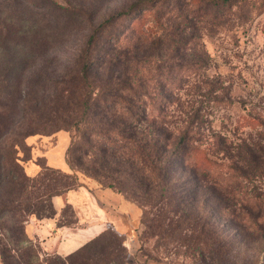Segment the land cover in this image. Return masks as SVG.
<instances>
[{"label": "rangeland", "instance_id": "rangeland-1", "mask_svg": "<svg viewBox=\"0 0 264 264\" xmlns=\"http://www.w3.org/2000/svg\"><path fill=\"white\" fill-rule=\"evenodd\" d=\"M135 2L134 19L115 21L98 35L95 48L139 25L160 34L154 13L163 15L165 46L179 48L165 61L190 67L171 76L179 92L169 110L179 116L196 110L203 118L200 143L214 154L209 158L217 163L210 167L217 185L183 193L186 201L176 218L189 216L191 222L185 221L178 243H169L147 232L136 203L77 173L85 187L53 197L52 218L25 216V235L39 255L65 256L109 230L121 234L126 246V257L116 264H264V205L253 209L241 201L249 193L264 199V0H162L155 7H138L142 0L10 1L20 25L33 34L23 38L17 52L0 56V154L15 138L26 175L35 176L43 165L67 170L68 133H27V128L38 126L40 114L51 110L71 83L92 32ZM105 191L118 198L117 206ZM128 203L136 215L126 209ZM65 204L76 223L57 227ZM249 216H259L256 225Z\"/></svg>", "mask_w": 264, "mask_h": 264}, {"label": "trees", "instance_id": "trees-1", "mask_svg": "<svg viewBox=\"0 0 264 264\" xmlns=\"http://www.w3.org/2000/svg\"><path fill=\"white\" fill-rule=\"evenodd\" d=\"M10 1L19 2L0 0V32L5 30L0 39V56L17 52L23 38L33 34L20 25L22 18L15 15ZM136 2L108 16L92 32L78 54V68L71 83L54 99L53 108L40 114L35 122L38 126L27 128V133H68L64 157L67 170L43 165L30 177L18 159L20 145L16 139L11 138L4 145L5 154H0L1 264H116L126 257L123 236L109 230L65 256L39 255L27 239L25 216H55L53 197L85 187L77 173L136 203L143 209L141 223L147 232L169 243H178L185 221H190L189 216L176 218L186 201L183 193L189 191L193 195L199 187L217 185L210 168L217 163L209 158L214 154L200 143L203 136L199 125L203 118L196 110L181 116L169 110L175 103L173 94L179 92V83L171 76L190 67L165 61L176 57L179 48L165 46L163 15L154 13L157 26L163 31L160 34L152 27L139 25L137 31L124 30L109 36L103 49L95 48L98 35L115 21L134 19L131 13ZM161 2L142 0L138 7L147 3L155 7ZM7 21H11L9 26ZM97 71L102 72L101 79H97ZM243 197L241 201L253 209L264 205V199L256 193ZM258 219L259 216H249L252 225ZM75 223L70 204H65L57 227Z\"/></svg>", "mask_w": 264, "mask_h": 264}, {"label": "crops", "instance_id": "crops-1", "mask_svg": "<svg viewBox=\"0 0 264 264\" xmlns=\"http://www.w3.org/2000/svg\"><path fill=\"white\" fill-rule=\"evenodd\" d=\"M81 188H84V187H81ZM103 194L109 196V199L115 200V201L111 202V203H113V204H112L113 206H115V205L117 206V205L119 204V202H116V200H118V198H116V196H115L114 194H111V193H109V192H107V191L103 192ZM109 199H108V200H109ZM128 204H129V205H126V209L129 210V211H131L132 213H135V215H136V210H134V209L132 208V206H131L130 203H128ZM119 207L121 208L120 205H119ZM120 208H119V209H120Z\"/></svg>", "mask_w": 264, "mask_h": 264}]
</instances>
